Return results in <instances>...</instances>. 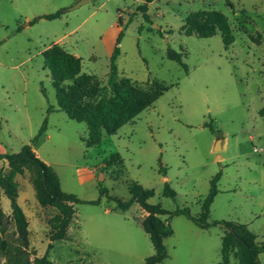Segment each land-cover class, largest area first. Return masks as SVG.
I'll return each instance as SVG.
<instances>
[{"label": "rangeland", "instance_id": "obj_1", "mask_svg": "<svg viewBox=\"0 0 264 264\" xmlns=\"http://www.w3.org/2000/svg\"><path fill=\"white\" fill-rule=\"evenodd\" d=\"M0 0V154L18 153L47 121L33 147L56 172L64 192L83 203L63 241L50 240L56 210L42 207L30 174L17 175L18 203L29 221L31 259L47 254L55 264H144L154 254L138 205L108 212L128 201V186L154 192L174 234L165 239L162 264H222L221 225L201 229L177 210L200 217L213 178L221 174L208 222L246 224L264 243V0H156L146 21L138 0ZM217 10L228 17L235 42L226 47L221 33L210 38L182 30L188 16ZM64 11L54 20L46 16ZM122 18V27L116 26ZM116 32L114 36V32ZM117 82L130 79L148 89L158 82L168 91L116 135L103 134L87 147L85 123L58 110L55 89L42 53L57 44L82 59V72L96 75L104 87L113 79L110 63L119 34ZM115 37V38H114ZM258 38L259 42H256ZM171 48L183 54L188 71L167 58ZM212 125L217 133L205 124ZM222 139L224 149L214 147ZM257 150V151H255ZM118 154L122 164L106 166ZM223 160H217V156ZM0 169L8 170L0 161ZM166 185L175 199L165 195ZM100 188L107 190L101 196ZM100 199L99 205H90ZM6 216L3 238L16 243L10 201L1 194ZM172 215L171 217L168 215ZM231 264H250L233 249ZM0 264H8L0 253ZM264 264V254L259 263Z\"/></svg>", "mask_w": 264, "mask_h": 264}, {"label": "trees", "instance_id": "obj_2", "mask_svg": "<svg viewBox=\"0 0 264 264\" xmlns=\"http://www.w3.org/2000/svg\"><path fill=\"white\" fill-rule=\"evenodd\" d=\"M155 0H144L139 7L146 21L150 20L147 14L149 4ZM227 5L232 3L227 0ZM64 11L45 17L47 20L59 18ZM122 18L118 19V26L122 27ZM182 30L188 36L196 35L202 38H210L221 33L223 43L226 47L235 42L228 17L217 10H202L187 17ZM123 32L119 34L117 45L113 50L110 63V75L112 83L110 88L104 87L96 75L82 72V59L69 53L60 45H53L46 49L42 56L45 68L49 70L52 85L55 89L59 110L65 112L70 120L85 123L88 128V138L85 141L87 147L100 145L103 134L116 135L126 124L133 122L142 112L151 108L159 100L168 87L155 82L148 89L135 85L130 79L123 78L114 81L117 76L116 60L120 55V42ZM258 41V38L256 39ZM167 58L180 64L185 71L187 66L183 63V54L169 48ZM264 116V109L260 111ZM217 133L214 127L205 124ZM47 129L45 120L39 133L31 140L30 144L22 147L18 153L0 154V161L7 163L8 170L0 169V196L3 194L11 206V221L15 226L14 234L17 236L16 243L3 238L7 231L5 224L6 216L0 210V253L3 254L8 264H55L48 257V251L52 249L49 245L47 254L42 257L30 255L29 221L18 203L19 185L16 181L17 175L28 171L31 184L36 192V199L42 207H51L56 210L52 219L50 240L52 242L63 241L68 236V229L76 213V205L83 203L76 196L64 192L60 180L54 169L41 160L33 147L38 143ZM121 163L118 154L113 155L106 161L107 167ZM221 174L216 175L211 181L209 194L202 202V213L200 217L191 215L188 209L177 210L175 215H185L190 221L201 229L223 226L225 233L222 237V264H231L230 258L233 249L240 247L241 253L250 264L259 263V255L264 254V243L257 241V236L252 233L246 224L231 221L208 222L210 208L217 194V183ZM131 198L121 201L118 198L108 196L109 200L115 202L113 212L128 211L135 203L138 204L147 216L141 225L144 232L149 236L154 248V254L148 257L144 264H162L168 258L165 239L174 234L169 219L162 217L167 215L160 205H151L148 200L153 197L154 192L144 188L138 183L128 186ZM101 196L107 194V190L100 188ZM165 195L175 199L176 193L166 185ZM100 199L85 202L90 205H99ZM172 216V215H168Z\"/></svg>", "mask_w": 264, "mask_h": 264}, {"label": "water", "instance_id": "obj_3", "mask_svg": "<svg viewBox=\"0 0 264 264\" xmlns=\"http://www.w3.org/2000/svg\"><path fill=\"white\" fill-rule=\"evenodd\" d=\"M87 2H88V0H82L79 3H77L75 6L71 7L69 10L70 11L76 10V9L80 8L81 6H83ZM222 142H223L222 139H219L217 141L216 146L214 147V151L216 153H219L222 150ZM217 160L218 161L221 160V157L219 155L217 156Z\"/></svg>", "mask_w": 264, "mask_h": 264}, {"label": "crops", "instance_id": "obj_4", "mask_svg": "<svg viewBox=\"0 0 264 264\" xmlns=\"http://www.w3.org/2000/svg\"><path fill=\"white\" fill-rule=\"evenodd\" d=\"M138 2H139L141 5L144 4V0H138ZM155 2H156V0H155L154 2H152L151 4H149V9L151 8V6H152ZM148 11H149V10H148ZM116 26H118V23H116ZM116 32H117V31L114 32V36H115ZM114 38H115V37H114ZM60 46L63 47L61 44H60ZM63 48H64V47H63ZM64 49H65V48H64ZM65 50H66V49H65ZM69 53H70V52H69ZM74 56H76L77 58H80V56H79L78 54H76V53L74 54ZM115 81H116V80H115ZM58 110H59V106H58ZM44 134H45V133H44ZM44 134H43V135H44ZM224 147H225V145L222 146V150L224 149ZM222 150H221V151H222ZM221 151H220V152H221ZM38 157H39V155H38ZM223 159H224V158L221 157V160H223ZM45 162H46V161H45ZM135 204H136V203H135ZM135 204H134V205H135ZM112 209H113V208H112ZM112 209H110L108 212H110V211L113 212ZM116 212H117V211H116ZM126 212H127V211H126ZM142 221H143V220H142ZM142 221H141V223H142ZM74 223H77L76 213H75V215H74V218H73V221H72L71 225L74 224ZM71 225H70V226H71ZM141 226H142V225H141ZM69 228H70V227H69ZM68 234H69V233H68ZM260 255H261V254H260ZM260 255H259V256H260Z\"/></svg>", "mask_w": 264, "mask_h": 264}, {"label": "built area", "instance_id": "obj_5", "mask_svg": "<svg viewBox=\"0 0 264 264\" xmlns=\"http://www.w3.org/2000/svg\"><path fill=\"white\" fill-rule=\"evenodd\" d=\"M255 151H257V150H255Z\"/></svg>", "mask_w": 264, "mask_h": 264}]
</instances>
